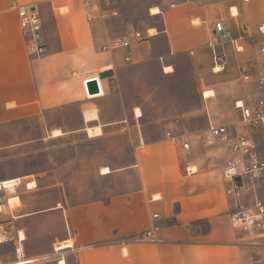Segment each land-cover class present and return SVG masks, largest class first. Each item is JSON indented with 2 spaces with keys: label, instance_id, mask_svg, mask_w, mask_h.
Returning <instances> with one entry per match:
<instances>
[{
  "label": "crops",
  "instance_id": "1",
  "mask_svg": "<svg viewBox=\"0 0 264 264\" xmlns=\"http://www.w3.org/2000/svg\"><path fill=\"white\" fill-rule=\"evenodd\" d=\"M172 2L161 9L153 7L162 15L150 13L151 18H162V27L141 32L154 30V39L164 37L170 55L191 54L202 90L214 93L205 99H225L235 110V102L255 90L241 78L260 61L264 0ZM13 3L53 5L48 13L53 26L43 25L44 57L29 52ZM56 3L67 9L56 10ZM88 6L87 0H0V124L71 106L78 107L80 114V125L72 131L89 137L88 131L102 130L101 136L91 139L127 123V117L119 119L118 113L105 117L112 89L122 70L153 57L155 45L131 39V48L104 51L140 30L120 6L111 9L120 12L118 17L88 22ZM102 6L94 4L91 9L97 14ZM218 22L224 24L227 38L216 35ZM232 40H239L243 51L238 52ZM129 53L132 59L126 62ZM216 54L227 60L220 73L213 71ZM107 71H113V77L101 80L100 74ZM92 78L99 80L101 94L91 97L86 82ZM93 112L97 117L87 120L86 114ZM178 130L171 129L175 141L143 142L133 165L119 170L124 176L136 174L138 185L127 186L107 201L63 209L68 233L61 242L71 240L73 246L57 254V264L61 260L66 264H264V238L244 236L233 226L228 184L220 171L228 155L220 149L207 150L208 159H216L211 160L213 169L185 162L181 147L186 140ZM218 159H223L222 165ZM157 226L160 229L151 240H139Z\"/></svg>",
  "mask_w": 264,
  "mask_h": 264
},
{
  "label": "rangeland",
  "instance_id": "2",
  "mask_svg": "<svg viewBox=\"0 0 264 264\" xmlns=\"http://www.w3.org/2000/svg\"><path fill=\"white\" fill-rule=\"evenodd\" d=\"M87 3L88 10L94 4L103 5L104 10L120 6V11L135 21V29L145 31L163 25L161 17H150V9H161L173 2L87 0ZM38 5L43 25L46 22L52 27L48 13L53 11V5ZM55 8L67 9L64 5L59 8L58 3ZM150 41L155 45L153 57L122 70L107 103L106 119L118 113L119 119L127 117V123L107 130L103 137L91 139L102 135L100 128L88 131L90 138L84 132L72 131L80 125L76 106L0 124V182L20 179L16 190L4 194L2 218L13 223L15 236L18 231L25 236L27 259H40L37 264H57L59 253L53 243H61L68 233L63 209L96 200L107 201L127 186L138 185L136 174L124 176L119 170L133 165L139 145L168 140L167 132L173 127L179 129L191 145L189 151L181 147L184 161H192L202 169L214 168L211 160H216L215 157L208 159L206 155V151L213 148L203 144L206 132L211 122H236V111L225 99H205L204 93L209 90H202L191 54L170 55L164 37ZM148 49L146 43V52ZM166 67H172L173 72L165 73ZM137 109L141 117L137 116ZM95 117V112L86 114L87 120ZM55 130H60L63 136L54 138ZM218 162L222 165L223 159ZM106 167L112 174L102 176L101 171ZM34 181L37 188H27ZM12 197H19L22 206L9 208L7 201ZM19 216L22 218L16 219ZM15 252L13 242L0 245V259L4 262L15 261Z\"/></svg>",
  "mask_w": 264,
  "mask_h": 264
},
{
  "label": "built area",
  "instance_id": "3",
  "mask_svg": "<svg viewBox=\"0 0 264 264\" xmlns=\"http://www.w3.org/2000/svg\"><path fill=\"white\" fill-rule=\"evenodd\" d=\"M171 7H176V4ZM11 9L18 15L21 32L28 44L29 52L37 58L44 57L46 50L42 44L43 20L39 5L21 6L13 3ZM119 15L118 10L99 9L96 14L90 9L87 20L88 22L107 21ZM160 15H162L161 11L157 16ZM152 31L154 30H148L146 33L135 31L131 38L118 39L109 48L105 47L104 51L131 48V39L139 43L150 40L155 36ZM259 33L262 36L258 44L260 61L252 65V73L244 71L241 78L243 83L252 84L255 90L244 94L240 100L235 102L236 122L231 124H213L211 122L203 140L206 147L220 149L228 155L220 171L223 180L228 184L226 196L230 202L233 226L240 234L253 238H264V23L259 27ZM216 35H222L224 38L229 36L222 22L216 24ZM232 41L238 52L243 51V47L238 44L239 40ZM131 59L132 54L129 53L126 56V62H130ZM226 62L224 55L216 54L213 71L215 73L223 72ZM99 86L101 89L100 82ZM167 137L174 141L177 140L172 131L167 132ZM182 147L189 151L191 145L184 141ZM18 183L15 187H19ZM7 191L5 187L0 190V206H5L6 195L4 194ZM2 214L5 212L0 210V245L13 242L16 252L15 261L4 262L0 259V264H18L28 260L24 252L26 238H21L20 231L15 236L13 223L3 220ZM154 218L158 219L159 215L156 214ZM159 229L160 227H155L152 231L146 232L139 240H151L154 232ZM37 263L33 260L30 264Z\"/></svg>",
  "mask_w": 264,
  "mask_h": 264
},
{
  "label": "bare ground",
  "instance_id": "4",
  "mask_svg": "<svg viewBox=\"0 0 264 264\" xmlns=\"http://www.w3.org/2000/svg\"><path fill=\"white\" fill-rule=\"evenodd\" d=\"M150 13L153 14V15H157V14L160 13V11L157 8H153ZM172 72H173V68L172 67H166L165 68V73L169 74V73H172ZM211 95H212V92H206L205 93V97L206 98L210 97ZM136 112H137V116L138 117H141L140 110L137 109ZM61 136H63V133L60 130H55L53 132V137L54 138H58V137H61ZM191 170L192 171H195V167H192ZM111 173H112V171L108 167L103 168L102 171H101V174L102 175H110ZM18 181H20V179H17V180H6V181H3V182H0V190L3 187L7 188V190H11V189H14V188L16 190V187L15 186L18 183ZM28 186H29L28 187L29 189H33V188H36L37 183L36 182L29 183ZM15 193H13L12 195H15ZM7 203H8V207L11 208V209H15V208H18V207H21L22 206L21 200H20L19 197L9 198V200L7 201ZM0 208H1L0 210H4V206H0ZM21 218H22V216L16 217V219H21ZM21 235H22V238L24 239L25 236L23 234H21ZM72 246H73V242L71 240H69V241L61 242V243L55 245L54 246V249H55L56 252L61 253L63 250H66L68 248H71ZM46 258L47 259L48 258H51V256H47ZM38 260H40V259L37 258V261ZM32 261L33 260H29L28 259V260H24L23 262L18 263V264H30V263H32ZM61 264H66V263H65V261H61Z\"/></svg>",
  "mask_w": 264,
  "mask_h": 264
},
{
  "label": "water",
  "instance_id": "5",
  "mask_svg": "<svg viewBox=\"0 0 264 264\" xmlns=\"http://www.w3.org/2000/svg\"><path fill=\"white\" fill-rule=\"evenodd\" d=\"M114 72L113 71H107L104 72L102 74H100V79H108L113 77ZM86 87H87V92H88V96H97L99 94H101V89L99 86V80L97 78H92L87 80L86 82Z\"/></svg>",
  "mask_w": 264,
  "mask_h": 264
},
{
  "label": "trees",
  "instance_id": "6",
  "mask_svg": "<svg viewBox=\"0 0 264 264\" xmlns=\"http://www.w3.org/2000/svg\"><path fill=\"white\" fill-rule=\"evenodd\" d=\"M175 222H176V220L172 221V224L175 223Z\"/></svg>",
  "mask_w": 264,
  "mask_h": 264
}]
</instances>
